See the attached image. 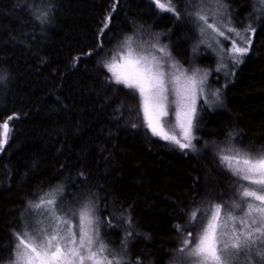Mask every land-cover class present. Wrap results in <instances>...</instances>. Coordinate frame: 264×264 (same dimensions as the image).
<instances>
[{"label": "trees", "instance_id": "16d2710c", "mask_svg": "<svg viewBox=\"0 0 264 264\" xmlns=\"http://www.w3.org/2000/svg\"><path fill=\"white\" fill-rule=\"evenodd\" d=\"M174 2L179 19L153 0H0V125L10 128L0 151V264L30 202L57 188L62 205L96 206L101 238L123 264H173L187 236L176 226L191 230V211L234 200L237 178L217 154L264 146V16L231 77L217 75L220 105L198 104L193 148L154 136L138 97L104 67L135 34L142 48L167 45L165 58L184 72L215 76L202 22L189 0ZM220 2L236 27L254 14L252 0ZM163 121L179 133L171 112Z\"/></svg>", "mask_w": 264, "mask_h": 264}, {"label": "snow or ice", "instance_id": "6c2138e0", "mask_svg": "<svg viewBox=\"0 0 264 264\" xmlns=\"http://www.w3.org/2000/svg\"><path fill=\"white\" fill-rule=\"evenodd\" d=\"M153 2L161 11L180 18V9L174 0H168L167 4L161 3V0ZM189 4L190 15L203 22V26L198 25L202 33L207 28L219 36H225L222 26L209 22L211 5L223 7L220 0H189ZM253 11L264 16V0H253ZM107 28L108 24L105 23L101 31ZM249 30L255 32L251 25L245 29ZM227 32L234 33L244 44L251 45V39L235 28L229 26ZM248 46H241L233 39L230 53L236 64L241 63L240 58L248 54ZM150 47L154 53H145L137 43L135 34L127 36L121 50L104 67L111 73V82L129 89L134 99L138 97V108L143 113L144 123L154 136L176 143L181 149L193 148L197 86L204 82V78H196L198 70L186 75L176 63L168 66L176 71H168L164 60L170 57L167 45L152 43ZM221 67L224 65L221 64ZM3 78L0 75V80ZM200 94H203V89H200ZM172 106L183 132L182 139L165 130L163 118L169 115ZM13 118L9 117V120ZM0 127L3 128L0 133L3 137L0 139L2 151L10 133L8 121ZM217 155L220 164L237 178L239 188L235 190L231 204L221 201L191 211L188 221L191 230L176 226L182 233L187 231V236L178 249V257H174V264H239V257H246L248 249H256L255 256L260 258L257 264H262L264 146L240 149L228 145L218 149ZM61 194L62 189L57 188L41 195L37 202H30L34 218L13 234L15 243L9 264H123V257L118 260L101 238V220L96 214V206L85 199L76 210L65 209L62 199H58ZM245 205L247 211L244 210ZM107 227H112L111 222ZM246 264H249L247 260Z\"/></svg>", "mask_w": 264, "mask_h": 264}, {"label": "rangeland", "instance_id": "374dc122", "mask_svg": "<svg viewBox=\"0 0 264 264\" xmlns=\"http://www.w3.org/2000/svg\"><path fill=\"white\" fill-rule=\"evenodd\" d=\"M252 2H253V0H252ZM220 3L223 4L222 2H220ZM262 17L263 16H260L258 13L254 12V14L252 16L244 18L245 20L243 22L245 23V25L243 23L240 27H236L232 23L234 21H233L231 15L229 14L227 8L225 9L224 6L220 7V6L216 5V4H212L211 5V14L209 15V22L210 23L215 22L217 25L222 26V29L225 31V36L227 38H225V36H219L217 33L213 32L211 29H207L206 28L204 33H202L201 30H200L201 38H202L203 42L206 43L207 48L216 57V62H215L214 69H213V71H215L216 74H215V76H212L211 79L210 78L208 79V77H209L208 73L204 74L203 71H201V72L197 71V77L196 78L197 79L204 78V82L197 86V96H196V105H195L196 109H197V106H198V104L200 102L201 103L203 102L202 104L206 105L208 108H213V107L216 108V107H218L220 105V104H218L219 103V99H220V97H219V87L216 84L217 81L220 82V78L218 76L221 75V78H222V76L231 77L233 68H230V67L232 65H237L231 59V53H230V49L232 47L233 39H235L236 42L239 45H241V46H248V45L244 44L243 41H240L238 37H235L234 33L227 32V28L229 26L233 27V28H235L236 31L240 32L246 38L252 39L253 32L250 31V30L249 31H245V29H249L250 25L253 28V24H256V22ZM201 26H203V22L201 23ZM143 49H144L145 53H154V49H152L151 47L143 48ZM243 57H241L240 59H242ZM164 60L166 62L165 66L167 67V70L175 72L176 71L175 69H172V68L168 67V66H170L172 64L169 61V59L168 58L167 59L164 58ZM110 61L111 60H109L108 62H110ZM221 64H223L224 67H221ZM217 68H220V70L217 71ZM191 74H192V72L186 73V75H191ZM200 89H203V94H200ZM217 90H218V92H217ZM217 95H218L219 99H217ZM174 111H175V107L172 106V110H169V112H171L173 117L175 118ZM194 119H195V117H194ZM175 121H176L177 128L179 130V133L178 134H174V135H176L178 139H182V136H183L182 129L179 127L176 118H175ZM169 134H172V133H169ZM192 135H193V131H192ZM156 137L160 138L159 136H156ZM161 140L169 143L174 148H178L180 150H183L176 143H173L171 141L164 140V139H161ZM182 142H186V141H182ZM49 192H52V191H49ZM49 192H47V193H49ZM232 201L233 200L231 199L229 203L231 204ZM254 203H259V202H255L254 201ZM62 206L65 209H71L73 211L78 208L76 205H71V204H65V205H62ZM200 208L204 209L206 207L203 206V207H200ZM244 210L247 211V206L246 205L244 206ZM34 215H35L34 210H31V212H29V215H28V220H32L34 218ZM237 227H239V225H237ZM259 247H260V245L257 244V248H259ZM255 251H256V249H248V250H246L247 256L246 257L245 256H240L239 257V264H246V260L249 262V264H257V262L259 261L260 258L255 256ZM114 253L116 254V258L119 260L120 257L117 256L116 252H114ZM8 264H9V262H8ZM173 264H174V262H173ZM262 264H264V262H262Z\"/></svg>", "mask_w": 264, "mask_h": 264}]
</instances>
